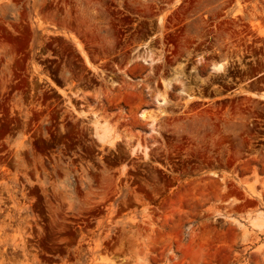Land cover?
<instances>
[{"label": "rangeland", "instance_id": "obj_1", "mask_svg": "<svg viewBox=\"0 0 264 264\" xmlns=\"http://www.w3.org/2000/svg\"><path fill=\"white\" fill-rule=\"evenodd\" d=\"M249 91L264 0H0V264H264Z\"/></svg>", "mask_w": 264, "mask_h": 264}, {"label": "bare ground", "instance_id": "obj_2", "mask_svg": "<svg viewBox=\"0 0 264 264\" xmlns=\"http://www.w3.org/2000/svg\"><path fill=\"white\" fill-rule=\"evenodd\" d=\"M259 24V21H258ZM256 25V24H255ZM148 54V52H147ZM143 56V62L145 63H149V55ZM227 65V63H226ZM211 68L214 69L217 72H221L223 70H225V63L224 62H217L211 65ZM167 86L169 85V83L167 82L166 84ZM249 95L251 96H259L261 98H264V93H256V92H248ZM155 103L157 106L163 105L164 104V98L162 96V94H157L155 96ZM139 117L142 120H148L150 123H152L156 116L151 113L148 112L147 110H143L139 112ZM93 137L94 139L100 144V145H104V146H112L116 143V137L113 136V132L112 129L106 125V123H102V122H95L93 125ZM144 154H146V151H144Z\"/></svg>", "mask_w": 264, "mask_h": 264}, {"label": "crops", "instance_id": "obj_3", "mask_svg": "<svg viewBox=\"0 0 264 264\" xmlns=\"http://www.w3.org/2000/svg\"><path fill=\"white\" fill-rule=\"evenodd\" d=\"M140 121V120H139ZM141 122V121H140Z\"/></svg>", "mask_w": 264, "mask_h": 264}]
</instances>
